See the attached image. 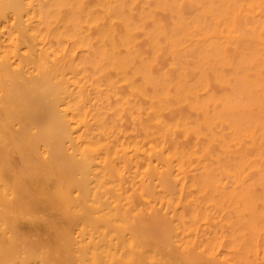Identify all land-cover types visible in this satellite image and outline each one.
<instances>
[{"label":"bare ground","instance_id":"1","mask_svg":"<svg viewBox=\"0 0 264 264\" xmlns=\"http://www.w3.org/2000/svg\"><path fill=\"white\" fill-rule=\"evenodd\" d=\"M0 264H264V0H0Z\"/></svg>","mask_w":264,"mask_h":264}]
</instances>
